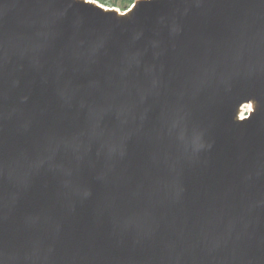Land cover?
Segmentation results:
<instances>
[{
	"label": "water",
	"instance_id": "1",
	"mask_svg": "<svg viewBox=\"0 0 264 264\" xmlns=\"http://www.w3.org/2000/svg\"><path fill=\"white\" fill-rule=\"evenodd\" d=\"M0 264H264V0H0Z\"/></svg>",
	"mask_w": 264,
	"mask_h": 264
},
{
	"label": "trees",
	"instance_id": "2",
	"mask_svg": "<svg viewBox=\"0 0 264 264\" xmlns=\"http://www.w3.org/2000/svg\"><path fill=\"white\" fill-rule=\"evenodd\" d=\"M131 0H125L124 2H130Z\"/></svg>",
	"mask_w": 264,
	"mask_h": 264
},
{
	"label": "bare ground",
	"instance_id": "3",
	"mask_svg": "<svg viewBox=\"0 0 264 264\" xmlns=\"http://www.w3.org/2000/svg\"><path fill=\"white\" fill-rule=\"evenodd\" d=\"M240 115H241V111H240Z\"/></svg>",
	"mask_w": 264,
	"mask_h": 264
}]
</instances>
